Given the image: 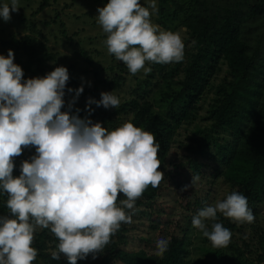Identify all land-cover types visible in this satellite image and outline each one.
<instances>
[{"label": "trees", "instance_id": "obj_1", "mask_svg": "<svg viewBox=\"0 0 264 264\" xmlns=\"http://www.w3.org/2000/svg\"><path fill=\"white\" fill-rule=\"evenodd\" d=\"M4 2L0 0V4ZM86 2L89 6L99 3L102 8L109 0ZM157 2L156 19L160 27L167 29L175 24L180 30L185 28L188 36L184 42L183 60L168 64L149 62L151 71L145 77H134V84L119 72L126 68L122 61L114 58V62L105 68L98 67L100 62L94 68V83L89 86L84 82V91L73 111L79 108L83 118L88 115L85 111L87 98L99 100L100 93L104 92L102 86L116 90L129 84L132 87L130 97L121 101L118 108L105 109L93 104L94 112L89 118L93 122L100 120L109 130L132 122L152 133L159 145L161 165L158 170L164 173V178L155 188L149 185L135 201L132 222L121 224L96 259L89 254L84 260L78 259L77 264H186L192 218L208 206L210 191L205 197L193 193V188L181 191L182 212L175 219L166 216L167 209L163 208L159 198L164 191L181 190L190 184L192 175L197 174L201 184L208 181L215 184L222 178L229 185L230 193L235 191L245 195L255 219L252 223L236 222L218 213L216 222L230 230V243L221 248L206 246L203 252L213 258L201 256L194 264H214L213 259L222 264H264V0ZM50 5L51 0L40 1L32 16ZM93 11L90 7L83 14L90 15ZM58 17L59 12L53 22H57ZM18 21L22 25L29 23L27 29L32 33L20 38L11 34L10 40H1L2 44L23 51L30 63L36 61L42 65L40 55L46 51V34L38 28V20L29 18L24 11L18 15ZM62 29V33L70 37L64 22ZM107 35L103 33L102 36L107 39ZM88 52L82 49L93 65L97 60ZM98 69L110 70L114 75L99 79ZM221 72L224 75L215 83ZM79 80L78 76L70 74L67 87H80L82 82ZM206 104H209L208 109L202 113ZM183 127H189L192 133L187 135L186 141H177L181 151L169 159ZM14 164L13 176L18 177L21 163ZM7 199V194L0 190V215L10 213ZM125 199L126 196L120 193L117 206L122 207L121 201ZM138 223L146 224L154 234L139 238L143 248L128 249L130 231ZM162 238L169 240L168 250L157 255L156 241ZM236 238L241 242L238 243ZM204 241L212 245L206 237ZM58 243L50 228L37 229L31 246L38 254L32 264H68L63 255L59 260L51 257L53 251H58Z\"/></svg>", "mask_w": 264, "mask_h": 264}, {"label": "clouds", "instance_id": "obj_2", "mask_svg": "<svg viewBox=\"0 0 264 264\" xmlns=\"http://www.w3.org/2000/svg\"><path fill=\"white\" fill-rule=\"evenodd\" d=\"M19 9V0L0 4V18L8 22ZM97 12V22L108 34V52L131 74L150 72L146 61L183 60L180 34L151 22V15L158 12L156 0H149L147 7L140 0H109ZM14 58L12 49L7 56L0 54V190L7 194L10 210L0 215V264H32L38 254L31 246L34 233L49 228L59 241L52 259L63 255L68 264L89 254L96 259L121 224L132 222L135 201L149 185L155 188L163 180L159 145L152 133L132 122L109 130L89 118L93 104L119 107L112 91L101 92L99 100L87 98L88 115L81 118V110L73 108L84 91L83 77L80 87H67L70 74L61 65L42 77L25 79ZM66 93L74 95L66 101ZM29 146L35 154L21 162L20 175L14 177V158ZM199 180L198 174L192 175L181 191L194 188ZM120 193L127 198L122 207L116 203ZM218 213L236 222L255 219L247 197L235 191L200 209L192 226L217 248L227 247L232 235L216 222ZM168 246L169 240H157L156 254L163 255Z\"/></svg>", "mask_w": 264, "mask_h": 264}, {"label": "rangeland", "instance_id": "obj_3", "mask_svg": "<svg viewBox=\"0 0 264 264\" xmlns=\"http://www.w3.org/2000/svg\"><path fill=\"white\" fill-rule=\"evenodd\" d=\"M3 1V0H2ZM6 2H10V0H4ZM42 0H19L20 9L18 12L11 13V20L8 22H4L2 18H0V54L7 56V52L9 49L14 51V63L20 65L24 71L25 79L36 77V76H44L46 73L52 71L55 67L65 66L69 74L76 75L82 82L81 78H84V82L94 83V68L98 65L100 68H105L111 62H114L115 56L110 54L107 49V45L105 43L106 38H103V33H105L102 29V26L97 22L98 12L97 9L99 7V3L94 5L95 1H93L92 6L88 5V2L85 4V0H58V3L52 1V5L47 6L44 10H39L37 15L32 16V13L35 12ZM145 1L149 3V0H140V3L143 4ZM4 2V3H6ZM146 3V4H147ZM156 0V4H157ZM74 4V5H73ZM107 4V3H106ZM104 4V6L106 5ZM144 4L145 7L148 6ZM93 7V13L90 15H84L83 12ZM158 7V6H157ZM57 9V11H56ZM151 12V9H149ZM24 11L26 16L29 18L37 19L38 28H41L42 31L46 34L47 38L44 40L46 43V51L40 55V60H42V65L38 64V62H29L28 56L22 51H18L16 49L11 48L8 45H3L1 40H10L11 34L17 35L20 38L22 35L32 33L27 29L29 23L20 24L18 21V15ZM57 12L60 13V17L57 18V22H53V19L57 15ZM77 15H80V17ZM157 13L152 14L150 19L151 22L155 25L157 23L156 19ZM50 21V24H47L45 21ZM66 24V29L70 35V37L65 36L62 29V23ZM160 27V26H159ZM161 29L165 31H172L174 33H179L183 43L187 40V33H185V28L183 27L181 30L175 27V24L172 25L171 28H163ZM63 32V33H62ZM107 34V33H106ZM39 37V36H38ZM41 41V38H38ZM85 48L88 50L92 58L97 62L93 65L90 64L88 59L82 53V49ZM99 61V62H98ZM150 61L145 62V68H148L150 65ZM30 67V68H29ZM42 69V70H40ZM119 70V69H118ZM88 71V73H86ZM100 75H98L99 79L104 78H112V71H105L102 69H98ZM120 73L125 75L127 79H129L130 84L135 83L134 77L140 76L145 77L146 73L144 69H141L135 75L131 74L129 69L122 68L119 70ZM117 71V73H119ZM224 75V72L220 73L216 78L215 83H218L221 77ZM90 77V78H89ZM92 78V79H91ZM102 90L104 92H111L116 95L120 102L126 98L130 97V93L132 87L129 84H126L123 89L111 90L106 86H102ZM158 90V89H157ZM74 93H66L65 100H70ZM158 95V93L156 94ZM78 103V100L76 104ZM75 104V105H76ZM209 104L204 105V109L202 113L208 109ZM114 109V108H110ZM65 109L62 108V111ZM99 122H101L99 120ZM103 125V122H101ZM192 133V129L189 130V127H183L180 130L179 135L177 136L176 143L171 150V156L169 159H173L176 157L178 151H181L177 148L178 140H185L189 133ZM35 154V148L33 146H29L24 149L22 155L14 158V162H22L24 160H28L29 157ZM198 181L196 186L193 188L192 192L201 194L203 197L206 196V193L210 191V196L208 197V206L214 205L217 201H222L226 199L228 195H230V187L227 183L224 182L222 178H218L215 184H211L210 181L207 183H199ZM181 195V190L170 189L168 191H164V194L159 198L163 203V208L167 209L166 216L169 219H175L179 212H182L181 205L179 204ZM264 215V214H263ZM264 218V217H263ZM39 230V229H38ZM131 237L127 243L128 249L138 250L143 248L142 242L139 240L141 236H149L154 234V230L149 229L146 224L138 223L131 231ZM248 233V231L246 232ZM238 235V234H237ZM35 236V233H34ZM241 237V236H240ZM191 243L188 246V252L185 255L186 264H194L195 260L199 257L203 256L206 258H213L211 254H205L203 251L206 246L211 247L213 245H208L204 241V236L200 232V230L194 228L192 226L190 232ZM239 238H236L237 240ZM241 242L239 239L238 243ZM214 248V246H213ZM147 249V248H146ZM214 264H222L219 260L213 259Z\"/></svg>", "mask_w": 264, "mask_h": 264}]
</instances>
